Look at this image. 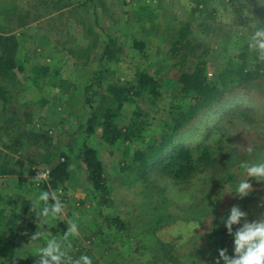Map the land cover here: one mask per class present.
<instances>
[{
  "label": "rangeland",
  "instance_id": "374dc122",
  "mask_svg": "<svg viewBox=\"0 0 264 264\" xmlns=\"http://www.w3.org/2000/svg\"><path fill=\"white\" fill-rule=\"evenodd\" d=\"M196 6V0H0V52L15 43L16 57L25 67H15L16 79L0 81L8 87V102L0 97V164L8 167L7 174H0V209L6 215L14 207L19 211L22 199L32 204L40 191L51 190L44 187L48 170L31 160L37 147L57 155L66 150L73 169L57 191L65 205L63 217L48 229V236L62 238L68 224L76 223L79 236L66 241L72 254L84 246L99 264H215L217 232L225 227L231 206H240L250 221L264 214V182L250 178L254 189L247 197L232 193L243 178L241 164L264 159V76L226 92L218 104L183 125L158 157L143 164L133 160L141 142L113 145L101 138V125L91 134L86 131L91 114L86 98L97 104L107 94L104 82L100 86L95 78L110 37L119 39L123 53L120 60L107 63L109 82L135 84L139 69L160 81L161 100L153 103L145 93L138 101L153 118L145 132L149 137L166 130L170 107L186 102L177 85L183 72L199 63L214 81L229 62L239 64L246 49L249 65L261 62L247 43L252 27L264 26V6L258 0H210L204 13ZM184 29L187 35L180 38ZM247 106L257 111L251 126L223 116ZM218 121L236 150L221 156L214 178L200 173L178 182L161 171L174 146L194 149L205 141L216 143L222 135ZM83 144L96 148L104 163L108 204L92 189L80 158ZM248 146L255 149L251 155ZM45 172L46 179H33ZM29 212H35L32 205ZM109 217L121 219L126 229L117 231ZM189 223L195 229L186 236ZM36 244L43 240L20 237L15 254L25 255L0 261L23 264Z\"/></svg>",
  "mask_w": 264,
  "mask_h": 264
},
{
  "label": "trees",
  "instance_id": "16d2710c",
  "mask_svg": "<svg viewBox=\"0 0 264 264\" xmlns=\"http://www.w3.org/2000/svg\"><path fill=\"white\" fill-rule=\"evenodd\" d=\"M208 1L210 0H196V11L206 12ZM188 25L187 23L186 26ZM186 35L187 31L184 29L180 38H184ZM137 45L142 50L143 45L139 42ZM120 53H123V47L119 39L110 37L101 55L102 70L95 78L100 86L104 82L107 94L103 95L101 102L97 104H94V101L92 102L88 97L86 98L91 109L86 131L91 134L95 132L97 125H101V138L113 145L123 141L141 142L142 147L136 149L133 155V160L141 164L158 157L168 141L183 125L205 109L218 104L226 92L242 84H248L257 77L264 76V61L254 66L249 65L248 49L241 52L242 61L239 64H235V61L229 62L226 67L217 72L214 81L209 80L205 66L198 63L193 71L183 72L177 80L179 92L186 98V100L184 99L186 102L170 107V118L166 122V130L163 129L159 134L149 137L145 132L152 126L153 118L145 113L138 101L144 97L145 93L151 96L153 103L161 100L163 91L160 81L146 69H139L135 84L126 82L120 85L109 82L107 76L110 70L106 67L107 63L120 60ZM254 58L255 61L258 60L257 55ZM15 67L20 70L25 69L22 61L16 57L15 43L11 46L5 44L0 52V81L16 79ZM43 72L46 73L47 69H44ZM7 89L6 84L0 82V97L4 100V104L8 102ZM88 90L90 87L87 88ZM134 105L135 111L128 114L126 111ZM256 112L255 108L247 106L234 108L223 116L240 120L244 125L251 126L254 124ZM220 129L222 135L216 143L205 141L194 149L183 145L174 146L168 152L161 171L178 182L188 181L200 173L213 175L214 178L216 169L221 162V156L232 154L236 150L227 143L228 136L225 134L224 123L220 124ZM220 150L222 151L220 152ZM58 158L60 159L55 162ZM80 158L89 172L92 189L100 196L101 203L108 204L110 201L109 176L98 151L90 145L83 144ZM31 160L48 170L50 178L49 181L44 182V187L47 189L59 191L60 186L65 185L73 171L71 156L66 150L57 155L51 151H40V147H37L33 150ZM51 164L53 165L50 167ZM7 173V165L0 164V174ZM209 177L211 178V176ZM22 200L19 211L14 207L9 215H6V212L0 209V259L13 257L16 252L17 239L21 237L25 241H30L31 236L37 231L35 212H29L31 201L26 198ZM108 220V223L115 226L117 231L123 232L126 229L125 224L118 217H109ZM236 227L238 226L234 225V230ZM217 233L219 250L227 248L228 254L232 255L233 238L226 227ZM100 252L102 256L104 252ZM80 254L89 255L93 259V264H99L89 249L84 246L78 248L74 256ZM37 260V257L29 254L23 264H37Z\"/></svg>",
  "mask_w": 264,
  "mask_h": 264
},
{
  "label": "clouds",
  "instance_id": "9594fccd",
  "mask_svg": "<svg viewBox=\"0 0 264 264\" xmlns=\"http://www.w3.org/2000/svg\"><path fill=\"white\" fill-rule=\"evenodd\" d=\"M258 3L264 6V0H258ZM244 15L249 17V21L252 19L248 9ZM247 43L249 49L256 53L258 60L264 61V26H253ZM246 150L249 155L255 151L252 146H248ZM241 168L243 178L238 179L232 193L244 198L254 189L250 178H255L257 183L264 182V159L243 162ZM46 176V172L38 173L33 179L41 181L46 179ZM31 205L37 217L38 230L30 239L34 242L43 240L42 245L36 244L31 249V256L38 258L37 264H93V259L87 254L74 256L71 244L66 243L70 236H79L76 223L68 224L67 232L62 238L48 236V229L55 226L56 221L64 214L65 205L56 190L40 191ZM247 216V212L240 206H231L224 226L233 238V254L229 255L227 248H221L215 264H221V260L223 264H264V214L252 221L248 220ZM234 225L238 226L235 230ZM194 229L195 225L192 223L185 225L186 236L191 235ZM15 255L23 257L25 254ZM0 264H3V261H0Z\"/></svg>",
  "mask_w": 264,
  "mask_h": 264
}]
</instances>
